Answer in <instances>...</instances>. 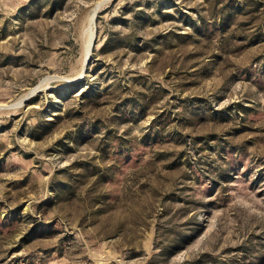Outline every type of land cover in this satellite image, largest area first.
<instances>
[{"label": "rangeland", "instance_id": "1", "mask_svg": "<svg viewBox=\"0 0 264 264\" xmlns=\"http://www.w3.org/2000/svg\"><path fill=\"white\" fill-rule=\"evenodd\" d=\"M0 264H264V0H0Z\"/></svg>", "mask_w": 264, "mask_h": 264}, {"label": "bare ground", "instance_id": "2", "mask_svg": "<svg viewBox=\"0 0 264 264\" xmlns=\"http://www.w3.org/2000/svg\"><path fill=\"white\" fill-rule=\"evenodd\" d=\"M91 41V42H90ZM89 46H88V52H89V50H90V47H91V44H92V39L91 40H89Z\"/></svg>", "mask_w": 264, "mask_h": 264}]
</instances>
